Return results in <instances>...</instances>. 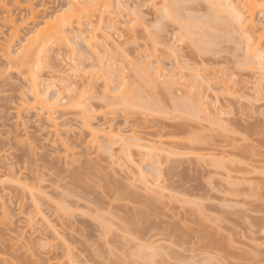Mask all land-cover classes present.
<instances>
[{
	"label": "rangeland",
	"instance_id": "1",
	"mask_svg": "<svg viewBox=\"0 0 264 264\" xmlns=\"http://www.w3.org/2000/svg\"><path fill=\"white\" fill-rule=\"evenodd\" d=\"M113 1V27L105 12L101 23L99 11L88 16L90 24L82 18V30L99 42L97 50L79 42L73 56L60 55L59 44L47 42L48 57L36 71L41 88L51 83L57 91L50 89L49 99L61 92L52 115L58 135L37 108L17 115L19 107L33 103L28 75L0 71V264H264L260 65L250 66L255 57L243 64L248 57L242 39L236 44L238 39L222 38L202 52L182 27L186 17H162L147 0H123L143 16L130 28L134 14L125 2ZM37 2L48 3L51 12L67 5ZM184 5L190 14L207 13L202 0ZM158 63L163 71H151ZM70 64L76 76L63 72ZM211 71L223 80L222 94ZM71 81L76 85L65 89ZM80 94L92 128L108 121L123 136L133 129L141 139L113 143L97 134V145L87 147L91 136L80 129V107L69 105ZM184 98L197 106L179 108ZM136 222L161 228L147 238Z\"/></svg>",
	"mask_w": 264,
	"mask_h": 264
},
{
	"label": "bare ground",
	"instance_id": "2",
	"mask_svg": "<svg viewBox=\"0 0 264 264\" xmlns=\"http://www.w3.org/2000/svg\"><path fill=\"white\" fill-rule=\"evenodd\" d=\"M118 1L119 0H116V3H118ZM120 1L123 3L125 2L124 4L127 7V9L129 11L131 10L130 13L135 15V16L133 15V18L131 17L132 19L130 18L131 20H129L128 18V22L130 23V28L133 26L132 24H137L143 20V16L140 14L141 11L136 7V5L133 2H131L133 4H130V1H123V0ZM193 1L196 0H169V2H167V0H161L160 5H158L159 7L155 6V3L157 2L156 0H147L146 3L148 5L146 3L145 4L147 6L150 5V7L152 6V8L154 6L153 9H155L156 12L161 13V16L162 17L164 16L165 18L167 17L177 18L178 16L179 17L182 16L184 18L186 17L182 21L183 24L182 27L185 30V32H187L191 41L193 39L194 41L193 43H195L197 46L201 48V49L199 48V50H202V52L205 51L209 52L211 46H213L214 43L218 44L219 43L218 41L221 42L222 38L224 40L232 41V42H235L238 39L236 41V44H241L243 42L242 44H244L245 46L243 51L244 52L243 56L244 58L245 56L248 57L246 58V61L244 60L245 63L243 62V64L246 65V63L248 62L247 64L248 66L249 62H251V60L255 57L257 60L255 58L253 60L256 62H253L252 60L250 66H252L253 64L255 65V63L258 66L260 65L259 66L260 71H262L261 74L264 77V0H202L207 4V8H206L207 13L205 15H200V16L190 14L188 13V10L185 9L186 5H184V3L187 4ZM113 2H114L113 0H66L67 5L65 9L55 10L51 12L47 5L48 3L46 2L38 3L37 0H0V34L3 35V39L0 40V61L2 63L0 67V71L2 72L4 68L7 69L13 68L17 72H20V74L23 73L25 75H28L29 87L30 90L32 91L31 97L33 99V103L31 105L26 103L25 105L19 107L17 109L18 116H21L20 114L23 109L29 110L31 108H37V110H41L46 114L47 120L48 122H50L49 131L51 133L54 132L55 135H58L57 133H59L58 132L59 128L57 124L53 122L54 120L52 119V115L54 113L53 110L55 111V109H57L61 104V103L59 104L60 100L63 101L62 100L63 98L61 96L58 95V97H56L57 94L61 92L58 91L59 93L56 94L55 98L51 97L52 99L54 98V101L53 100L50 101L51 98L49 99L47 93L51 89L50 87L51 83L48 84L46 82L47 83L45 84L46 86L41 88L40 86L42 84V81L38 76L39 75L38 72L36 71L39 63L48 57L47 42L59 44V46L62 45L64 49L61 48V46L60 47L58 46V48H61V51L58 48L56 50L58 51L56 53L59 54L62 52L67 53L68 51L69 52L68 54L69 55L72 54L73 56L74 48L78 46L79 42L80 45H82V47L85 44L84 46L88 49L90 48L91 51H94V49L97 50V46L99 45V42L97 40H93V34H90V32L85 33V30H82L81 27L83 24L82 18L87 17L85 21L90 24L92 23V21L88 18V16L94 14L96 11H99L97 13L98 16L97 19L98 22L101 23L103 18V12H105L106 14L105 18L107 19L108 22V28L113 27L114 23H116L114 22L116 17L113 15L114 14L113 6L115 2L114 3ZM101 8L102 10H100ZM163 13H165L167 16ZM257 13H259L261 19L259 17L258 21H255V16ZM221 30H224V32ZM101 35L102 37L110 36V34L108 33L106 34V32L105 34L101 33ZM73 36L75 37L74 39L76 42L73 41L71 42V38H73ZM22 37L24 38L23 40L21 39ZM78 38L80 41L78 40ZM240 39H242L243 41ZM15 45H17V47L13 49ZM138 64L139 65L144 64L146 66V64L143 61H141ZM68 66L69 67H66V69L63 72L66 71L65 74L69 73V75H71V73H74L72 75L76 76L78 73L75 74L76 73L75 67H73L71 64ZM152 66H150L151 71L152 70L163 71V66L159 63L154 65L155 67ZM143 71L144 70L142 69V73ZM180 71L181 70L178 69L177 73ZM182 74L183 73L179 75H181L182 77L183 76ZM211 74H212L210 75L211 77L210 76L209 77L214 78V80L216 79L215 80L217 83L216 87L220 89L223 86V85L220 86V84H224V83H221L219 81L221 78L216 77L213 71H211ZM147 76L149 77L150 75L147 74ZM199 76H200L199 72L194 73L195 78H198ZM146 77L145 79L146 80L148 79L147 82H150L151 80V82L154 84H152L151 82L149 84H152L153 88H156L157 86L155 84L157 83H155V79L151 76L149 78ZM181 77H179V79ZM88 82L89 80L87 79V83ZM75 83L76 81H71L70 83L68 82L65 89L70 88L72 85L74 86ZM167 87L169 88V86ZM224 89H226L225 86L222 87V91L220 94H222ZM227 89L230 88L227 87ZM51 90H55V89H51ZM55 92L57 91L55 90ZM202 93L200 94L199 92L200 94L199 98L204 97ZM214 95L216 96V94ZM76 98L77 101L75 103H70L69 105L71 106L76 105L80 107L79 109L80 115L78 116V119L80 118L79 122L82 123V124L79 123L81 125L80 129L81 130L87 129L86 131L89 132L88 134L89 136H91L88 138V140H86L87 147L90 146V144L93 143V141L95 140L97 141V139L99 140V138L102 137L100 136L102 134L104 138L112 137L110 140H112L111 142L113 143L114 141L115 142L117 141L116 143L118 142L121 143L125 138L126 139L129 138L130 140L132 139L135 141L141 139L139 135H136L133 129L131 130L130 133L125 134L123 136L122 134H120V132H122L120 127L118 128V126L116 127L112 123L111 124L110 122L108 123V121L100 123V125L102 126H104L103 123L104 124L107 123L106 124L107 131L106 129H104L106 128L105 126L103 128L100 125H98L102 129L100 127L92 128L91 127L92 124L90 120L87 118V114H86L87 111L85 107H83L82 105L83 101L81 100V94ZM138 99H140V97H138ZM182 101H180L181 103L177 102L178 105H180V107L178 106L179 108H181L182 106L181 109H185L189 111L190 109L193 108L194 105H196L195 102L190 103L191 100L189 102L188 98L187 100L184 98L182 99ZM126 103H128V105L135 104V106H138V104L136 105L134 100L131 99H127ZM102 130H105L106 133L103 132ZM97 134L99 135V138L97 137L96 139ZM57 138L60 141L61 140L64 141L63 138L61 139L60 137ZM96 141L95 144L97 143ZM99 143L100 141H98V145ZM62 145L63 148H65V150L67 151L68 150L67 145L66 144L65 145L62 144ZM108 145L110 147V144ZM92 146H95L94 143ZM101 146L103 147V144ZM97 147L100 148V145ZM159 151L157 150L158 155H160ZM68 153H70L71 155ZM73 154H74L73 152H67L65 156L68 155L67 157H71V156L73 157ZM158 160L160 161V159ZM139 169L141 168H138V171L141 172V170ZM141 176L143 177L142 178L144 184L143 187L144 186L147 187L148 181L146 182L142 174ZM154 223L155 222L153 223L150 222L148 224L146 222H136L134 224V228L140 233L141 236L152 238L158 234V232H155L154 230L156 228L157 229L161 228L160 224L158 223L154 224ZM171 227L173 226L171 225ZM55 232L56 233H54V235L55 236L58 235L57 234L58 232L57 231ZM168 232L171 234L174 233L173 231H168ZM19 236L20 233L19 235H17V237ZM150 255L145 254V257L146 256L151 257L152 255L151 256Z\"/></svg>",
	"mask_w": 264,
	"mask_h": 264
}]
</instances>
